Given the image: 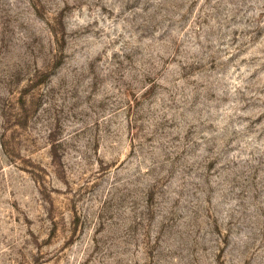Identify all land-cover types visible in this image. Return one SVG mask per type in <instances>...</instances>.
<instances>
[{
	"label": "rangeland",
	"instance_id": "1",
	"mask_svg": "<svg viewBox=\"0 0 264 264\" xmlns=\"http://www.w3.org/2000/svg\"><path fill=\"white\" fill-rule=\"evenodd\" d=\"M0 264H264V0H0Z\"/></svg>",
	"mask_w": 264,
	"mask_h": 264
}]
</instances>
